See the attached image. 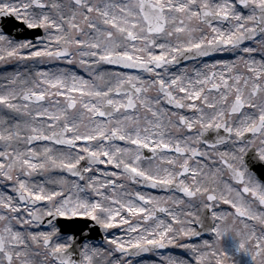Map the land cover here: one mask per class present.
Listing matches in <instances>:
<instances>
[{
    "label": "snow or ice",
    "instance_id": "obj_1",
    "mask_svg": "<svg viewBox=\"0 0 264 264\" xmlns=\"http://www.w3.org/2000/svg\"><path fill=\"white\" fill-rule=\"evenodd\" d=\"M7 17L43 34L0 28L24 66L0 75V264H264V0H0ZM216 53L234 58L172 70Z\"/></svg>",
    "mask_w": 264,
    "mask_h": 264
},
{
    "label": "flooded vegetation",
    "instance_id": "obj_2",
    "mask_svg": "<svg viewBox=\"0 0 264 264\" xmlns=\"http://www.w3.org/2000/svg\"><path fill=\"white\" fill-rule=\"evenodd\" d=\"M43 34V33H42ZM217 58H222V59H233L234 57L230 54V53H225V54H221L219 55L218 53L213 54V56L210 57H203L200 58L197 61H193L187 64H183L181 66H174L173 67V71H177L180 68H182L184 65H188L189 67H192L193 64H195L197 67H202V64L204 62H208L211 63L212 60L217 59ZM258 59V58H257ZM64 64L63 62H59V61H53V62H47L45 64L40 65V67L43 68V66L47 67V66H52V65H62ZM55 67V66H54ZM119 70V69H117ZM121 71V70H119ZM85 78H88V76H85ZM39 143V142H38ZM145 154L146 155H150V153H148L147 150H145ZM250 166L254 172V175L256 176V178L258 180H261L262 182H264V164H260L258 161H251L250 162ZM101 167H105V166H101ZM110 167V166H108ZM53 174H63V175H67L66 173H59V170H53ZM37 179H43L44 176L40 175L36 177ZM235 184V182H233ZM2 187V186H0ZM136 188L141 189L142 191L145 192H150L153 194H157V195H163L164 193L161 192V190L159 189H151V188H147L144 186H140V185H136ZM219 208L221 209H230V205H224V204H220ZM231 211H234V209H230ZM57 225L62 226V228L65 231H74L79 233L81 229H83L84 231V235L88 237L89 241L91 243H94L96 245H103L104 244V233L103 230L99 228V226L94 225V223L90 220H86V219H77L75 221H66L63 218H59L56 221ZM50 228L49 225L44 224L41 225L39 227L38 230H48ZM114 235H122L121 230L119 229H112L110 230ZM170 252V247L167 249H162L160 250L159 254L157 253H147L146 255H142L139 257H136L135 260L138 259H142V260H148L149 264H153L154 263V258L158 259V262H160L164 256L169 255Z\"/></svg>",
    "mask_w": 264,
    "mask_h": 264
},
{
    "label": "rangeland",
    "instance_id": "obj_3",
    "mask_svg": "<svg viewBox=\"0 0 264 264\" xmlns=\"http://www.w3.org/2000/svg\"><path fill=\"white\" fill-rule=\"evenodd\" d=\"M247 11V10H245ZM23 65H17V63L15 61H9L8 63H4V62H0V75L4 74L6 72H13V71H22L23 70ZM79 69H81L78 65L76 66ZM10 68V71H6L5 69ZM189 69H191V67H189ZM82 70V69H81ZM86 73V72H85ZM87 74V73H86ZM178 251L182 252L184 256H186L185 250H181L176 248Z\"/></svg>",
    "mask_w": 264,
    "mask_h": 264
},
{
    "label": "water",
    "instance_id": "obj_4",
    "mask_svg": "<svg viewBox=\"0 0 264 264\" xmlns=\"http://www.w3.org/2000/svg\"><path fill=\"white\" fill-rule=\"evenodd\" d=\"M14 24H16V27L14 26L15 29H14L13 27H10L9 32H15L14 35H17V34H18V29H17V28H18V27H22V25L19 24V23H17V22H14ZM14 24H13V25H14Z\"/></svg>",
    "mask_w": 264,
    "mask_h": 264
}]
</instances>
